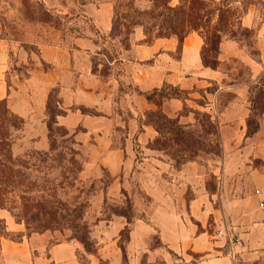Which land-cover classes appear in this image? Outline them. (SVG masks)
I'll list each match as a JSON object with an SVG mask.
<instances>
[{
    "label": "rangeland",
    "instance_id": "rangeland-1",
    "mask_svg": "<svg viewBox=\"0 0 264 264\" xmlns=\"http://www.w3.org/2000/svg\"><path fill=\"white\" fill-rule=\"evenodd\" d=\"M182 1L168 0L167 5L175 6ZM120 2L121 4L116 3V0H0V242L4 239H28L33 248L73 239L79 243L78 256L85 263L86 246L95 252L100 242L98 232L118 228V247L115 244L113 247L118 253L121 251L122 264H125L128 263L125 247L129 230L127 221H149L154 210V200L146 192L145 185L154 179V175L160 184H168L165 181L168 172L161 170L160 166L158 170L154 169V162L144 157L157 154L164 156L171 163L172 176L177 178L175 173L180 170V177L186 183H192L188 179L197 178L208 189H215L218 183L225 185L231 182L233 175L228 173L236 166L237 161L242 162V153L246 156V171L264 168V72L250 79L248 66L238 58L216 61V45L208 44L203 53L210 64L226 73L225 83H235V88L245 89V96L240 98L245 99L239 114L243 120L239 127H242L238 128L231 121L236 119L237 114L225 109V105L233 98L231 90L219 92L214 108L209 109L203 90L214 91V83L188 90L164 83L149 89L146 92L152 105L138 113L137 130L148 125L151 136H148L147 141H138L135 135L130 139L133 162L124 171V177L123 173L112 176L94 157L89 160L92 146L79 144L76 137L72 136L74 129L63 126L68 129V133L62 135L54 131L52 124L51 132L48 131L47 123H51L49 113L57 110L55 100L58 96L55 87L48 90L43 109L32 110L27 116L16 111L18 100L27 99L24 84L30 68L37 66L47 70L50 67L48 63L38 60L40 47L72 48L76 38L85 36L96 46L95 53L91 56L92 69L103 75L116 74L123 71L119 58L126 54L125 50L130 48L138 33H142V38L138 41L150 43L155 38L150 42L145 39L153 38L159 28L164 31L160 24L152 26L148 23L154 12L165 11L163 6L158 5L153 10V0ZM249 6L255 11L256 24L248 30H236V36L240 39L242 48L257 58L260 51L256 41V28L264 19V0ZM92 14L96 15L98 22L95 23ZM140 19L150 28L148 37L144 34L143 26L136 23ZM168 37L178 38L175 35ZM179 51L178 46L171 52V56L178 57ZM243 83L246 84L245 87L238 85ZM166 85L175 88L169 89ZM121 88L137 91L136 86L130 82H123ZM160 88L163 92H158ZM192 90L195 91L194 97L188 94ZM167 93L191 98L184 101L180 110L188 115L189 122H179L177 117L166 114L169 121L149 114L159 108L162 110L161 103L165 98L161 95ZM48 95L49 109L46 107ZM4 107L21 119L18 128L8 126ZM127 114L123 117L126 118ZM112 131L111 146L122 145L126 128L118 127ZM68 137L72 141L65 140ZM50 139L54 159L46 167L45 163L40 164L35 160V155L49 147ZM234 152L236 156L233 157ZM10 157L28 166L35 161L38 169L21 165H15L12 169L7 164ZM239 173L236 172L235 175ZM191 192L192 189L188 187L186 197ZM218 201L217 198V204ZM110 220L111 227L106 228L105 225ZM82 224L88 226V234ZM39 234L42 235L38 236ZM85 234L88 238L84 245L75 236ZM148 244H159L157 234L150 236ZM98 264H105V261L100 259Z\"/></svg>",
    "mask_w": 264,
    "mask_h": 264
},
{
    "label": "crops",
    "instance_id": "crops-1",
    "mask_svg": "<svg viewBox=\"0 0 264 264\" xmlns=\"http://www.w3.org/2000/svg\"><path fill=\"white\" fill-rule=\"evenodd\" d=\"M250 7L241 17L242 25L247 28L256 24L255 11ZM91 16L95 23L98 22L96 15ZM140 38L142 33H138L130 48L125 50L126 54L119 58L123 71L116 74L103 75L92 69L91 56L96 46L85 36L76 38L72 48L40 47L38 60L50 67L47 70L37 66L30 68L24 84L27 99L18 100L16 111L27 116L32 110L43 109L48 90L55 87L60 106L65 109L63 114L57 115V123L74 129L73 135L79 144L92 146L89 160L94 157L112 176L123 173L122 177L133 162L130 139L135 135L138 141H147L150 135L148 125L137 130L138 113L152 105L143 94L123 90V82H130L141 91L164 83L186 90L214 83V91L203 90L209 109L214 108L219 92L231 90L233 98L225 109L237 114L231 121L238 128L242 127H239L243 123L239 114L245 99L240 98L245 96V89L235 88V83H225V72L202 63L203 39L199 33L190 31L181 42L174 37H158L150 43H141ZM256 41L260 52L254 58L238 40L224 37L218 44L217 59L238 58L248 66L251 79L264 72V19L256 28ZM178 46L179 55L174 58L171 52ZM238 85L245 87L246 84ZM188 94L194 97L195 91ZM187 100L191 98H165L161 108L166 115L177 117L179 122H189L188 115L180 112ZM86 108L92 110H82ZM118 127L126 128V136L122 145L111 146L112 129ZM242 157V162L237 161L227 172L233 175L231 182L218 183L215 189H208L197 178L188 179L192 183H186L180 177V170L175 173L177 178L172 176L171 163L164 156L144 157L154 162V169L160 166L168 172L165 176L168 184H160L154 175L145 185L146 192L154 200V210L149 221L127 222L128 263L125 264H264V168L246 171L244 153ZM236 172L240 173L235 175ZM188 187L192 192L186 197ZM111 223L112 220L108 221L106 228L111 227ZM118 230L99 231L100 242L95 252H86L85 263L78 256L80 245L73 239L33 248L28 239H4L0 242L2 264H98L100 259L105 264H122L121 251L118 253L115 249ZM154 234L159 244L150 246L148 241Z\"/></svg>",
    "mask_w": 264,
    "mask_h": 264
},
{
    "label": "trees",
    "instance_id": "trees-1",
    "mask_svg": "<svg viewBox=\"0 0 264 264\" xmlns=\"http://www.w3.org/2000/svg\"><path fill=\"white\" fill-rule=\"evenodd\" d=\"M153 10L154 8L159 6H163L165 11L157 10L150 16V21H148L149 24L152 26L154 24H160L161 29L158 26V32L154 35L153 38H146V42H150L152 39L157 37H168L171 35H175L178 38V41L181 42L182 38L190 31H196L199 33L203 39V44L200 52L202 63L206 66H210L215 68L216 66L214 64H210L205 57V54L203 53V50L206 46L209 45H216V50L218 52V44L220 40L224 37L226 38H233L236 40H240L236 36V30L244 29L248 30L247 27H244L241 23V17L242 15L247 11L249 5L255 4L256 2L262 3V0H183L182 2L178 3L175 6H169L167 5L168 0H153ZM120 3V0H116V3ZM234 4V5H233ZM237 4V5H236ZM121 7V6H120ZM159 17H161V20H159ZM136 23H139L143 26V31L146 37H148V33L150 32L149 26L142 21V19L137 20ZM185 27V29L183 28ZM212 48V46H211ZM216 61L217 56L215 57ZM166 88L173 89L175 88L172 85H166ZM157 90V89H154ZM163 92V89H158V92ZM138 93L144 94V96L149 100V94L146 91H141L137 89ZM165 92V91H164ZM164 98H170V97H176L181 98L180 95L177 93H167L161 95ZM57 104V110L55 112L49 113V117L51 118V123H47L48 131L51 132L52 124H54V131L59 132L60 134L64 135L68 133V129L63 127L62 125H59L57 123L56 117L57 115L63 114L65 112V109H63L60 106L59 99L56 97L55 100ZM46 107L49 109L50 107V97L48 95V99L46 102ZM6 122L9 127L18 128L21 119L12 113L9 109L4 107L3 109ZM149 114L155 115V117L164 118L167 121L170 120L165 113L159 108L154 111H150ZM176 122V121H175ZM73 136V134H72ZM8 137V136H7ZM9 139V138H8ZM0 140H2V137H0ZM65 140H71L72 138L68 137ZM8 144V142H7ZM53 151V143L50 139V145L49 147L44 150L37 152L35 155V160L40 163L44 164V166L47 167V163L54 159L52 156ZM69 159H72L69 158ZM7 164L9 167L14 169L15 165H21L25 168L35 169L37 170V164L36 162L30 163V166L18 163L12 157L7 159ZM130 222L129 220L127 221ZM84 227V230H86V234L89 233L88 226L86 224H82ZM76 235L75 238H77L79 241H81L84 245L87 244V235ZM87 252H94L87 248Z\"/></svg>",
    "mask_w": 264,
    "mask_h": 264
},
{
    "label": "built area",
    "instance_id": "built-area-1",
    "mask_svg": "<svg viewBox=\"0 0 264 264\" xmlns=\"http://www.w3.org/2000/svg\"><path fill=\"white\" fill-rule=\"evenodd\" d=\"M262 205V204H261Z\"/></svg>",
    "mask_w": 264,
    "mask_h": 264
}]
</instances>
